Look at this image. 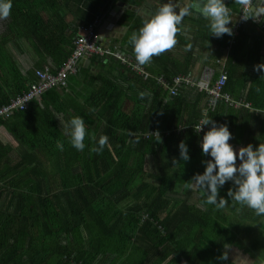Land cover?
Segmentation results:
<instances>
[{"label":"trees","instance_id":"16d2710c","mask_svg":"<svg viewBox=\"0 0 264 264\" xmlns=\"http://www.w3.org/2000/svg\"><path fill=\"white\" fill-rule=\"evenodd\" d=\"M112 1L0 0V108L37 81L47 58L53 72L63 67L82 27ZM220 2L169 4L160 19L130 25L120 49L149 77L114 56H93L90 67L68 77L67 90L51 88L26 110L0 119L21 143V160L11 164L12 148L0 136V264H239L233 248L247 264H264V206L247 207L264 189V144L246 146L252 197L234 194L236 163L225 178L220 164L224 140L235 144L239 126L250 141V127L264 123V100L252 82L235 79L243 63L240 39L251 30L238 24L216 30L211 12ZM166 17L193 26V51L211 52L215 38L221 41V54L224 49L235 67L224 71V92L233 101L189 85L170 95L158 83L160 76L169 83L179 76L148 64L178 39L174 25L161 20ZM34 55L40 62L25 69L22 57ZM214 59L223 61L219 54ZM149 159L155 161L147 168Z\"/></svg>","mask_w":264,"mask_h":264},{"label":"crops","instance_id":"0c3cea01","mask_svg":"<svg viewBox=\"0 0 264 264\" xmlns=\"http://www.w3.org/2000/svg\"><path fill=\"white\" fill-rule=\"evenodd\" d=\"M120 1L123 0L112 1L110 7H107L108 9L106 8L104 13L98 17V20L93 23L92 26L94 25V29L98 32L99 38L104 37L103 41L99 40L101 45L117 48L120 51L125 52L128 49L123 45L122 47L124 49H120L119 42H121V40L123 41V38H125L129 31L130 25L136 19L141 18L142 20H145V22L150 23L152 19H160V13L163 10H167L169 4H182L183 7L190 0H143L140 5L126 1V4H128L127 7L120 6ZM243 2L244 0H221L219 11L211 12L215 29L223 30L228 27L234 28L237 24L239 26ZM261 10L262 12L260 10L258 11L260 14L258 19L251 17L249 21L241 26L245 27L243 30L247 29L248 31L251 30V32L246 33V35L240 39V46L242 45L243 51V63H239L238 69L235 72V79L239 84L240 81H245L244 78H246V83L249 82L250 87V82H252L254 91L258 93V96H260L261 99L264 100V8ZM183 18L184 17H180L178 19H174L173 21H168V17L165 19L161 18V20L165 21L167 24L171 23L174 25V29H177L176 33L178 34L180 43L178 42V39H174L171 48L161 47V49L158 51L160 58L158 56L157 59L151 63L148 62V64L150 67L157 68L158 70H166L167 72L178 73L179 76L189 75L193 80L200 82L203 85H208L209 83L213 84L221 77L225 70H229L230 72V70L234 69L235 67H230L229 62L227 63L226 60L229 61V57L227 53L224 54V49L223 54H221L222 46L219 39L215 38V40L219 42V45H216L214 50L211 52L198 53V50H191L190 44L196 39L195 31L193 26L188 29L187 27H184V25L182 28L176 25V20H183ZM87 27L89 26L85 25L82 27L81 36L88 34L85 31ZM160 29L164 32H167L168 26L161 27ZM150 30L151 28L147 26L145 31L149 33ZM119 34L123 35L122 38H120ZM256 53H258V61ZM216 54L222 56L223 61L221 64L218 63L219 59H214V55ZM22 60L25 62V69H29L33 67L35 63L40 62V59L37 56H35V59L22 57ZM234 64L236 65L237 62ZM90 65L88 67H90ZM42 66L50 67L51 70L55 68L54 61L50 57L45 60ZM83 67H85V65L81 68ZM241 90L242 88L239 86L237 88V93ZM246 90L247 91L243 95L244 97L249 93L248 87ZM66 95L72 97L74 93L70 92ZM72 111L73 110L70 109L68 110L69 113ZM262 111L264 112V110ZM245 117L249 123V115L248 117L245 115ZM60 119L62 125L65 126L64 114L61 115ZM232 124L235 123L232 121ZM250 129L252 133L250 141L247 140L242 134L244 128L241 126H239L238 132L235 131V144L230 140H224V154H222V162L220 161V164L223 166V170H225L223 178H225L226 174L230 172L231 167H234L235 163L236 174H241V176L247 177L244 173L246 167L243 166V163L247 160V158H249L246 153V146L249 144L252 146L264 144V123L250 127ZM0 136L7 146L12 148L11 158H13V160L11 161V164H17L21 160L18 158L20 156L19 149L21 143L15 137V135L2 124L0 125ZM149 137L150 136H147V138ZM154 161L155 160L153 159H149L147 168L152 167ZM231 163L234 164L232 165ZM149 177L160 178L159 175H154L153 173H149ZM250 192L252 193L253 190L248 189L246 190L245 194L249 195ZM175 208H177V206H175Z\"/></svg>","mask_w":264,"mask_h":264},{"label":"built area","instance_id":"2783aa9c","mask_svg":"<svg viewBox=\"0 0 264 264\" xmlns=\"http://www.w3.org/2000/svg\"><path fill=\"white\" fill-rule=\"evenodd\" d=\"M253 0H244L242 13L240 18V28L248 21L249 12L251 11V4ZM87 35L80 36L75 41V50L72 55L66 60L63 67H61L56 73L51 70L50 67H43L36 70L37 81L31 85V87L23 94L17 96L7 106L0 108V119L11 118L12 115L19 110H26L34 100L41 98L42 94L51 88H67L68 77L70 75L77 74L81 68L80 62L85 58H92L93 56H114L119 59L122 64L127 65L133 71L149 77V73L143 66L137 65L124 55L119 49L106 47L99 43L98 32L94 29V25L85 29ZM228 82V75L223 73L216 85L209 88L207 85L200 84L188 76H178L174 79L173 83H169L163 76L158 77V83L162 85L170 95H174L178 92L182 85L199 86L200 89H207L215 98L224 97L227 101H233L231 95L224 92V87ZM235 103V102H234ZM236 106L241 104L237 101ZM246 106H249L247 103ZM158 133H154L156 136ZM259 158H264V153H259Z\"/></svg>","mask_w":264,"mask_h":264},{"label":"rangeland","instance_id":"374dc122","mask_svg":"<svg viewBox=\"0 0 264 264\" xmlns=\"http://www.w3.org/2000/svg\"><path fill=\"white\" fill-rule=\"evenodd\" d=\"M104 11H101V14H103ZM233 172H229V175L232 174ZM236 174V173H234ZM237 176V179L235 181V184L233 186V191H234V194L236 196H245V192L246 190H253V192L249 193V195L245 196V197H252L256 190V186H255V182H251L250 184L248 183L249 182V179H247V177H244V176H241V174H236ZM241 176V177H240ZM258 203L259 206H264V189L259 191L253 202H251L250 204H248V208H250L251 206H253L254 204ZM261 222H264V218H261L260 219ZM253 239V238H252ZM259 239V237L255 234V240L257 241ZM230 256L231 258L239 263V264H247L248 263V257L246 255H244L243 253H241L238 249L236 248H233L230 250Z\"/></svg>","mask_w":264,"mask_h":264},{"label":"water","instance_id":"95a60500","mask_svg":"<svg viewBox=\"0 0 264 264\" xmlns=\"http://www.w3.org/2000/svg\"><path fill=\"white\" fill-rule=\"evenodd\" d=\"M127 2H123V1H120L119 2V5L120 6H124V7H127L128 4H126ZM260 5V7H259ZM258 8V9H257ZM262 8H264V3H259V0H256L255 1V5L254 7L252 8V12H253V17L254 19H258V17H260V14H259V10L262 12ZM120 38H122L123 35L119 34ZM104 37H101L99 38L100 41H103ZM92 62V58H85L83 59L81 62H80V65L81 67L85 65V67H88Z\"/></svg>","mask_w":264,"mask_h":264},{"label":"flooded vegetation","instance_id":"af4514ba","mask_svg":"<svg viewBox=\"0 0 264 264\" xmlns=\"http://www.w3.org/2000/svg\"><path fill=\"white\" fill-rule=\"evenodd\" d=\"M255 1H256V0H253V1H252L251 9L254 7V5H255ZM259 3H264V0H259ZM252 14H253V13H252Z\"/></svg>","mask_w":264,"mask_h":264},{"label":"clouds","instance_id":"9594fccd","mask_svg":"<svg viewBox=\"0 0 264 264\" xmlns=\"http://www.w3.org/2000/svg\"><path fill=\"white\" fill-rule=\"evenodd\" d=\"M249 13H253V12H252V9H251V11H250ZM251 17L253 18V14H251V16L248 17V21H249V19H250ZM121 52H122V51H121ZM122 53H123V52H122ZM123 54H124V53H123ZM124 55H125V54H124ZM129 60H130V59H129ZM132 62H133V61H132ZM137 65H138V64H137ZM140 66H141V65H140Z\"/></svg>","mask_w":264,"mask_h":264}]
</instances>
